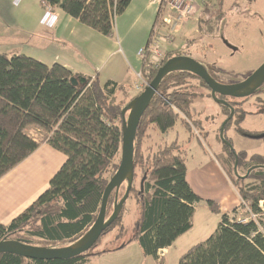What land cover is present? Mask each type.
<instances>
[{
    "label": "trees",
    "instance_id": "trees-1",
    "mask_svg": "<svg viewBox=\"0 0 264 264\" xmlns=\"http://www.w3.org/2000/svg\"><path fill=\"white\" fill-rule=\"evenodd\" d=\"M41 1L42 4H49L51 10L55 6L106 36L113 35L115 17L129 4V0ZM222 1L218 0V5ZM207 4L202 6V11H209ZM198 13L197 22L204 24L207 21L206 31L209 34L217 30L214 26L217 27L224 17L218 13L205 19L201 16L203 12ZM171 37L174 42V33ZM192 40H187L188 46L194 42ZM177 55L186 54L163 52L160 66ZM144 60L141 78L149 83L159 67L153 69L148 64V52ZM201 64L217 80L214 70H221L212 67V64L211 67L206 63ZM78 76L81 75L74 74L60 63L49 65L20 53L18 49L0 51V178L42 143H47L66 157L50 178L48 188L8 224L0 223V241L26 231L33 240L46 247H56V243L60 242H68L69 245L88 230L97 216L103 190L120 161L121 109L125 104L117 100V93H126V88L113 80L101 83L97 75L84 76V83L72 84L70 79ZM185 77L198 78L186 71L170 72L162 78L156 94L139 120L134 145L142 135L143 124L152 125L161 134L177 121L191 132L195 125H200L190 118L191 104L196 95L179 88ZM141 91L132 95L130 100ZM262 91L264 83L255 93ZM224 99L234 108L233 117L225 124L223 131L224 139L230 144L225 136L226 129L234 121L236 132L246 136L247 132L240 127V121L247 112L227 100L228 97ZM239 104L242 106V102ZM220 105L227 117L230 108ZM29 128L38 129L37 138L29 135ZM221 143L225 156L218 161L222 170L239 197L257 210L258 201L264 202V155H248L246 151H236L232 146ZM179 147L177 139H174L158 148L149 160L140 152L139 145H135L133 181L137 168L143 174L137 188L132 182L127 198H134L137 209L128 237L124 238L128 232L123 224L126 200L117 218L87 252L66 260L26 259L4 253L0 254V264H85L91 256L123 249L131 242L137 243L142 255L158 259L160 249L170 246L191 229L194 206L198 202L205 203L211 213L219 215L218 224L205 239L181 253L176 264H264V222L261 229L252 221L241 223L237 220L235 209L222 212L217 201L197 194L186 180V153ZM235 160L236 168L246 169L245 177L234 174ZM149 161L151 164L147 165ZM114 197L113 190L107 201L106 218L112 212ZM109 206L110 213L107 214ZM107 235L110 238L106 241L111 243L124 239L110 249L103 247L96 250ZM26 241L33 245L30 240ZM160 264H164L163 261Z\"/></svg>",
    "mask_w": 264,
    "mask_h": 264
},
{
    "label": "rangeland",
    "instance_id": "rangeland-1",
    "mask_svg": "<svg viewBox=\"0 0 264 264\" xmlns=\"http://www.w3.org/2000/svg\"><path fill=\"white\" fill-rule=\"evenodd\" d=\"M191 2L194 4L193 10L188 15H185V19L174 32V42L168 45L163 44L162 53H183L200 63L208 64L210 67L212 64V67L222 71L214 70V74L217 81L224 84L239 82L258 68L264 61V0H223L220 5H218V0H191ZM206 2H208L206 9L209 11L204 12L201 8ZM199 10L203 12L201 16L205 19L210 16L212 18L218 13L224 15L218 26H214L217 30L209 34L206 31L207 21L203 20V22L206 21L204 24L197 22ZM162 15L163 10L160 9L154 26L160 24ZM190 38H193L192 42H194L188 46L187 40ZM227 45H231L235 50L230 49ZM0 51H6V47H0ZM139 80L136 85L141 82ZM179 88L196 95L191 104L190 118L198 121L200 125H195L196 128L194 127L195 129L191 132L183 127L180 121H177L166 134H161L152 125L143 124L142 135L135 145H139L140 152L143 153L145 158L150 160L152 155L158 151V148H162L165 144H169L170 140L178 138L180 150L185 151L187 154L186 160L189 167L200 165L207 158L218 157L223 159L225 153L221 149L222 143L221 139H219V128L226 116L222 111V106L214 101L210 96V91L201 84L198 78L185 77ZM136 92L137 89L134 86L129 94L128 92L127 94L117 93V100L126 105L130 101V97ZM227 100L239 108L242 107L247 112L243 121H240V127L247 132L245 133L246 136L236 132L234 129L236 123L234 121L226 129L225 136L232 148L236 151H246L248 155H264V138L255 137L264 133V91L244 98H228ZM241 102L242 106L239 104ZM127 114L128 112L125 113V118ZM27 132L32 137H38L34 128L27 129ZM189 136H191L190 142H188ZM150 164L151 161L147 165ZM236 171L239 176H246V169L239 167L236 168ZM135 172L136 178L133 182L137 188L143 173L139 168ZM125 185L123 183L120 186L118 198L124 191ZM218 189L221 190L222 186H219ZM203 206L200 205L196 214H193V230L189 235L181 237L177 241L176 247L167 251L168 255H166L167 252L163 254L160 251L161 254L158 257L160 259L149 257L146 259L147 256L142 255L137 243L131 242L123 249L109 250L101 255L91 256L85 264H160L161 261L164 264H176L178 257L183 253L182 248L186 250L190 245L201 241L218 224L219 215L211 213L208 209H204L205 207ZM239 211L241 212L243 209H239ZM109 213L110 206L107 210V214ZM136 214L137 209L134 198L130 196L126 201L123 215V224L126 232H128L124 238L128 237L132 231L131 224ZM112 233L113 231L110 234ZM107 238H110V235H107L95 249L103 247L110 249V247L117 245L118 242L124 239L112 241L111 243L106 241ZM10 239H28L33 245L43 246L41 242L33 240L26 231L13 234ZM67 244L68 242H60L56 243L55 246L61 247Z\"/></svg>",
    "mask_w": 264,
    "mask_h": 264
},
{
    "label": "crops",
    "instance_id": "crops-1",
    "mask_svg": "<svg viewBox=\"0 0 264 264\" xmlns=\"http://www.w3.org/2000/svg\"><path fill=\"white\" fill-rule=\"evenodd\" d=\"M44 6L41 0H0V47H6V51L18 49L49 65L60 63L74 74L97 75L101 83L113 80L125 86L126 94L133 90L142 67L139 51L147 43L155 24L158 8L154 0H129L125 10L115 17L111 36L101 34L55 6L53 15H48ZM188 140L190 142L191 136ZM65 158L60 151L42 143L0 178L1 224H8L48 188L50 178ZM218 159L207 158L200 165L190 167L186 160V180L202 198L217 201L222 212L235 209L237 215L241 198ZM200 205L208 209L203 202H198L194 206L195 214ZM192 230L193 225L158 253L174 249L177 241ZM148 257L152 258L147 256L146 259Z\"/></svg>",
    "mask_w": 264,
    "mask_h": 264
},
{
    "label": "water",
    "instance_id": "water-1",
    "mask_svg": "<svg viewBox=\"0 0 264 264\" xmlns=\"http://www.w3.org/2000/svg\"><path fill=\"white\" fill-rule=\"evenodd\" d=\"M227 46L235 50L231 45ZM174 71H186L197 76L205 83L210 91V96L215 102L230 108L229 115L219 128V138L224 144L231 147L224 139L223 131L225 124L233 117L234 109L224 98H244L254 94L264 83V61L243 80L236 83L224 84L211 77L203 65L192 57L188 55L172 56L157 69L152 80L144 86L140 94L131 99L121 109L122 139L119 165L103 190L97 216L88 230L75 242L61 247L32 245L24 239L2 240L0 241V254L10 253L26 259L35 260H66L83 254L92 248L100 235L117 218L124 202L128 198L134 178V139L139 120L156 94L162 78ZM70 80L72 84L77 85L78 83H84L85 77H72ZM126 112L128 114L125 118ZM255 137L264 138V133L256 135ZM236 164L237 160H235L234 164V174L238 177H245L237 174ZM123 183L126 184V188L122 197L118 200L117 191ZM113 190L115 191L113 209L111 214L106 218L107 201Z\"/></svg>",
    "mask_w": 264,
    "mask_h": 264
},
{
    "label": "built area",
    "instance_id": "built-area-1",
    "mask_svg": "<svg viewBox=\"0 0 264 264\" xmlns=\"http://www.w3.org/2000/svg\"><path fill=\"white\" fill-rule=\"evenodd\" d=\"M154 2L157 4L158 9L160 8L163 10V15L161 17L160 24L153 27L147 46L140 49L139 56L141 58V61L143 62L148 52V64H150L153 69H157L161 64V43H173L171 37L172 34L177 30L179 24L183 21V19H185V15H188L193 10L194 4L191 2V0H154ZM44 5L48 15H53L50 5L46 3ZM49 25L53 24L49 23ZM137 77L141 80V82L139 83V85L135 84L134 86L137 91H140L143 90L144 86L147 83L142 80L141 71L138 73ZM239 209H243V211H239L236 215L239 222L246 223L248 221H252L258 226L259 229L262 228V222H264L263 200H259L257 210H253L247 204V202L241 199Z\"/></svg>",
    "mask_w": 264,
    "mask_h": 264
}]
</instances>
